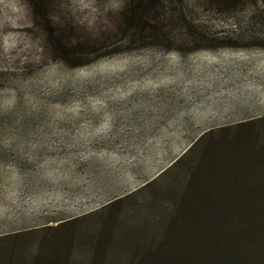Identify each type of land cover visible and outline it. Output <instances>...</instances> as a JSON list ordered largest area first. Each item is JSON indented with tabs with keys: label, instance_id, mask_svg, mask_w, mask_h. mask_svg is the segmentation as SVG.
Returning <instances> with one entry per match:
<instances>
[{
	"label": "rangeland",
	"instance_id": "1",
	"mask_svg": "<svg viewBox=\"0 0 264 264\" xmlns=\"http://www.w3.org/2000/svg\"><path fill=\"white\" fill-rule=\"evenodd\" d=\"M124 1H158L162 33L128 45L109 41L105 47L114 56L82 60L89 65L78 69L61 66L41 48L44 18L84 39ZM209 1L228 0H0V142L40 140L58 150L56 128L75 120L70 116L77 111L115 109L124 96L143 94L201 102L213 134L204 153L201 143L170 175L104 209L90 212L100 203H80L65 192L49 212L0 215L33 218L35 228L0 236V264H63L67 258L69 264H126L135 257L132 246L159 242L197 163L194 178L206 168L226 186L231 176H257L252 166L264 156V0L220 8ZM89 127L78 129L89 133Z\"/></svg>",
	"mask_w": 264,
	"mask_h": 264
},
{
	"label": "crops",
	"instance_id": "2",
	"mask_svg": "<svg viewBox=\"0 0 264 264\" xmlns=\"http://www.w3.org/2000/svg\"><path fill=\"white\" fill-rule=\"evenodd\" d=\"M119 102L115 109L77 111L70 116L75 120L62 122L58 150L40 140L0 142V215L49 212L65 192L80 203H100L90 212L109 207L144 192L212 130L201 102L188 105L178 95H126ZM84 124L92 132L78 129ZM33 220L0 217V229L8 230L0 236L35 229Z\"/></svg>",
	"mask_w": 264,
	"mask_h": 264
},
{
	"label": "trees",
	"instance_id": "3",
	"mask_svg": "<svg viewBox=\"0 0 264 264\" xmlns=\"http://www.w3.org/2000/svg\"><path fill=\"white\" fill-rule=\"evenodd\" d=\"M232 1H209V4L220 8ZM162 11L158 1H124L120 11L106 12L93 27L92 36L84 39L44 18L41 48L61 66L85 67L89 64L80 63L82 60L95 62L115 55L105 47L109 41L120 40L128 45L161 34ZM212 135L211 131L203 134L149 183L146 190L185 160L193 159L201 143H206L202 147L204 153ZM199 166L197 163L191 170L186 190L178 196L173 214L165 221L159 242L146 243L142 249L139 245L132 246L135 257L126 264H264V156L252 166L257 174L255 178L231 176L225 179L227 186L222 178L215 180L214 173L206 168L202 170V177L194 178ZM190 235L192 241L188 240ZM159 250H162L160 256L157 255ZM67 259L63 264H69ZM93 264H115V261L105 263L95 259Z\"/></svg>",
	"mask_w": 264,
	"mask_h": 264
}]
</instances>
